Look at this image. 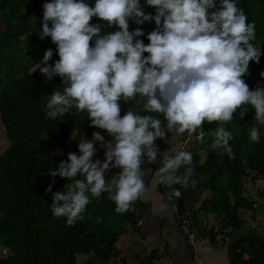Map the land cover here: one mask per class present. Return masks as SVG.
I'll return each mask as SVG.
<instances>
[{
	"label": "clouds",
	"instance_id": "9594fccd",
	"mask_svg": "<svg viewBox=\"0 0 264 264\" xmlns=\"http://www.w3.org/2000/svg\"><path fill=\"white\" fill-rule=\"evenodd\" d=\"M144 3L154 15L145 13L141 0H51L42 5L39 37L51 38L59 59L50 65L53 50L47 49L38 70L49 82L60 77L63 85L48 96L46 116L55 120L73 110L86 112L89 126L111 137L105 142L100 132H93L92 139L81 136L79 155L69 152L67 161L51 172L73 181L67 191L52 193V214L66 218L67 226L84 219L92 198L104 193L116 213L135 212L134 204L147 192L144 176L150 170L142 168L145 164L158 161L155 183L169 189L168 201L181 196L173 185L194 186L191 152H161L156 144L167 140L169 132L203 141L204 124L216 123L210 147L234 160L229 143L234 137L225 125L238 109L243 119L245 106H251L255 124L248 138L260 142L264 87L250 89L244 80L250 62L259 63L262 55L254 43L255 22L248 21L236 0ZM93 18L99 22L92 23ZM129 21H154L155 28L147 34L139 27L130 31ZM145 35L147 44L139 39ZM121 102H135L145 114L132 106L121 115ZM97 142L105 149L103 161L93 160ZM113 169L118 171L106 178ZM46 191H52L51 185Z\"/></svg>",
	"mask_w": 264,
	"mask_h": 264
},
{
	"label": "trees",
	"instance_id": "16d2710c",
	"mask_svg": "<svg viewBox=\"0 0 264 264\" xmlns=\"http://www.w3.org/2000/svg\"><path fill=\"white\" fill-rule=\"evenodd\" d=\"M51 0H0V123L5 130L8 147L0 154V244L9 248L11 254L2 256L0 264H79L77 255H88L84 264H105L120 254L117 243L126 232V225L136 226L138 217L129 211L123 215L115 212V205L107 199V193L92 198L84 213V219L73 226L66 225V218H56L52 214V193L67 191L72 180L52 177L61 161H67L71 146L79 154V140L73 138L75 132H82L92 139L93 132H100L105 142L111 137L104 130L90 127L87 113L70 111L64 116L52 120L46 116V103L53 91H62L60 77L51 82L40 73L42 57L47 49L53 50L50 65L59 59L56 46L50 37H39L42 27V5ZM94 4V0H86ZM248 21L255 22L257 46H261L260 62H250L249 72L244 77L250 89L264 87V0H236ZM146 14H155V10L146 7ZM36 12V15H32ZM99 22L93 18L92 23ZM129 30L141 28L145 34L155 28L154 21L137 25L129 21ZM109 31V29H105ZM148 43L146 35L140 37ZM147 55V54H145ZM140 111L141 106L121 102L123 115L129 107ZM247 114L241 119L238 109L232 121L225 125L234 139L229 143L233 147L235 159L225 154L219 155L210 147L217 124H204L205 137L199 141L185 133L184 142L178 149H171L173 143L157 140L161 152L185 150L193 156L195 182L201 191L210 190L211 197L205 199L201 208L216 215L221 230L229 227L240 230L245 220L240 216L241 209L255 210L256 200L243 195L242 178L251 175L254 181L258 175H264V127H261L259 143H251L248 129L255 124L254 110L245 106ZM161 120L163 117L160 116ZM97 153L93 160H104V148L96 143ZM71 149V150H72ZM64 152V153H63ZM205 158L202 160V157ZM246 158V163H241ZM148 164L142 165L146 167ZM158 162L156 168L158 167ZM118 171L113 169L106 178ZM184 169H181V174ZM81 178L82 177H77ZM51 185V192L46 191ZM181 191L174 198L178 205V214L188 208V192L180 185H173ZM163 191L169 189L160 184ZM264 197V189L261 191ZM212 236H215L213 229ZM234 260L239 264H264V236L256 229L242 233L232 242Z\"/></svg>",
	"mask_w": 264,
	"mask_h": 264
},
{
	"label": "crops",
	"instance_id": "0c3cea01",
	"mask_svg": "<svg viewBox=\"0 0 264 264\" xmlns=\"http://www.w3.org/2000/svg\"><path fill=\"white\" fill-rule=\"evenodd\" d=\"M157 162L143 167L150 171L144 176L147 192L137 203L136 226L126 225V232L120 236L117 243L120 254L105 264H239L233 259L232 242L251 228L264 236V197L261 195L264 189V175H258L253 181V171L251 175L242 178L243 195L256 200V205L255 210H240V216L245 223L239 231L231 227L221 230L216 223V215L201 208L203 201L211 197L210 190L202 192L196 182L194 186L190 184L186 188L188 209L191 211L200 241L195 252L188 248L187 238L180 230L178 213L174 208L175 199L168 201L167 192L161 190L160 184L155 183ZM212 229L215 236H212ZM3 247L6 249V255L2 256L11 254L9 248ZM196 255L201 261L196 260ZM87 258L88 255L83 253L77 255L79 264H84Z\"/></svg>",
	"mask_w": 264,
	"mask_h": 264
},
{
	"label": "built area",
	"instance_id": "2783aa9c",
	"mask_svg": "<svg viewBox=\"0 0 264 264\" xmlns=\"http://www.w3.org/2000/svg\"><path fill=\"white\" fill-rule=\"evenodd\" d=\"M174 200V198L172 199ZM174 208L178 211V205L175 203ZM179 227L182 233L186 236L188 241V248L196 252L198 243L200 242L196 234V226L193 222L190 209H186L184 213L178 214ZM201 242H204L201 240ZM196 260L201 261L200 257L196 255Z\"/></svg>",
	"mask_w": 264,
	"mask_h": 264
},
{
	"label": "rangeland",
	"instance_id": "374dc122",
	"mask_svg": "<svg viewBox=\"0 0 264 264\" xmlns=\"http://www.w3.org/2000/svg\"><path fill=\"white\" fill-rule=\"evenodd\" d=\"M32 15H36V12H34ZM0 25H2V22H0ZM83 136L82 135V132H75V139L77 140H80V137ZM167 142L169 143H173V146L171 149H178L184 142H182L183 138L182 136H176V134L174 132L172 133H167ZM9 145V142L7 141V139L5 138V130H4V127H3V124L0 123V154L8 147ZM71 146H68L67 149L64 150V152H73V149L71 150ZM63 152V153H64ZM78 155V154H77ZM205 158V155L202 157V160ZM195 176H196V172L193 170V176H192V179L195 180ZM68 189V187H67ZM264 210V206H263V209L262 211ZM213 213V212H212ZM215 214V213H213ZM247 229V228H246ZM6 252V249H4L3 246L0 245V254L1 255H6L5 254Z\"/></svg>",
	"mask_w": 264,
	"mask_h": 264
}]
</instances>
